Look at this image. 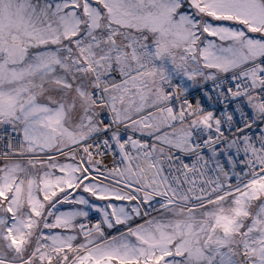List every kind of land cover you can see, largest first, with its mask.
Wrapping results in <instances>:
<instances>
[{
    "label": "snow or ice",
    "instance_id": "snow-or-ice-1",
    "mask_svg": "<svg viewBox=\"0 0 264 264\" xmlns=\"http://www.w3.org/2000/svg\"><path fill=\"white\" fill-rule=\"evenodd\" d=\"M0 264H264V0H0Z\"/></svg>",
    "mask_w": 264,
    "mask_h": 264
}]
</instances>
